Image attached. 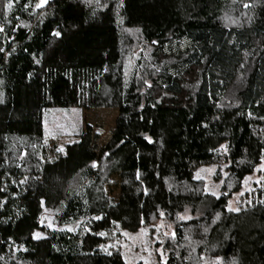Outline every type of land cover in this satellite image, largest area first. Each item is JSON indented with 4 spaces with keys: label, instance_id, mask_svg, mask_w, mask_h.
<instances>
[{
    "label": "trees",
    "instance_id": "trees-1",
    "mask_svg": "<svg viewBox=\"0 0 264 264\" xmlns=\"http://www.w3.org/2000/svg\"><path fill=\"white\" fill-rule=\"evenodd\" d=\"M0 28V264H126L100 232L160 218L158 264H264V182L230 211L193 173L228 162L237 190L264 162V0H0ZM73 107L117 109L115 136L96 157L74 127L45 159L48 115Z\"/></svg>",
    "mask_w": 264,
    "mask_h": 264
},
{
    "label": "rangeland",
    "instance_id": "rangeland-1",
    "mask_svg": "<svg viewBox=\"0 0 264 264\" xmlns=\"http://www.w3.org/2000/svg\"><path fill=\"white\" fill-rule=\"evenodd\" d=\"M118 112L114 108L80 109L73 107L67 110L50 112L46 126L47 135L44 138L45 159L53 160L65 151L69 143L79 140L74 127L91 125L94 129L93 153L96 157L108 147L115 136V121ZM228 162L211 163L201 165L194 169V177L203 183L206 192L219 195L228 193V207L232 210H240L246 203V196L262 188L264 182V162L248 174L240 183L237 190V182L229 177ZM90 204L96 210L107 200H115L119 194V178L114 176L109 183H104L99 177H95L88 188ZM189 214L183 217L187 218ZM96 219L97 216L94 215ZM41 225L54 229L57 227L55 213L45 209L41 218ZM79 223H71L65 226L68 230H76ZM174 232V226L164 218L155 219L151 224L141 226L137 231L123 230L116 226L112 230L100 232L104 241L100 249L105 252H119L124 257L126 264H158L156 252H162L161 242ZM46 231L40 229L37 237L45 236ZM16 250L22 248L15 245ZM218 257H205L204 264H218Z\"/></svg>",
    "mask_w": 264,
    "mask_h": 264
},
{
    "label": "snow or ice",
    "instance_id": "snow-or-ice-1",
    "mask_svg": "<svg viewBox=\"0 0 264 264\" xmlns=\"http://www.w3.org/2000/svg\"><path fill=\"white\" fill-rule=\"evenodd\" d=\"M47 3V0H40V6H43L44 4H46ZM11 3H9L8 4V7L9 8H11ZM0 32H3V28H0ZM55 35L56 36H59L60 35V33L59 32H57V33H55ZM155 43V42H154ZM0 51H3V49H0ZM230 211L232 210V209H229ZM161 255H163L162 253H161ZM233 264H235V262H233Z\"/></svg>",
    "mask_w": 264,
    "mask_h": 264
}]
</instances>
